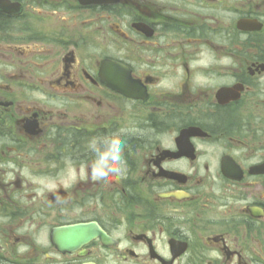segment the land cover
Listing matches in <instances>:
<instances>
[{
	"label": "flooded vegetation",
	"instance_id": "1",
	"mask_svg": "<svg viewBox=\"0 0 264 264\" xmlns=\"http://www.w3.org/2000/svg\"><path fill=\"white\" fill-rule=\"evenodd\" d=\"M88 263L264 264V0H0V264Z\"/></svg>",
	"mask_w": 264,
	"mask_h": 264
},
{
	"label": "water",
	"instance_id": "2",
	"mask_svg": "<svg viewBox=\"0 0 264 264\" xmlns=\"http://www.w3.org/2000/svg\"><path fill=\"white\" fill-rule=\"evenodd\" d=\"M102 239L108 237L104 230L96 223H78L61 228H55L52 238L55 244L61 249L72 251L83 244L88 243L95 237Z\"/></svg>",
	"mask_w": 264,
	"mask_h": 264
},
{
	"label": "rangeland",
	"instance_id": "3",
	"mask_svg": "<svg viewBox=\"0 0 264 264\" xmlns=\"http://www.w3.org/2000/svg\"><path fill=\"white\" fill-rule=\"evenodd\" d=\"M91 207H84V210H85V214H88L90 211H89V209H90Z\"/></svg>",
	"mask_w": 264,
	"mask_h": 264
}]
</instances>
